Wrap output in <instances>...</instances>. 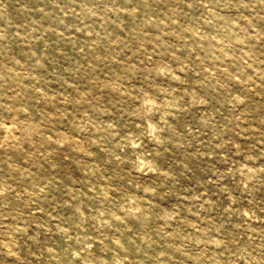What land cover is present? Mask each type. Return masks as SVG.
Listing matches in <instances>:
<instances>
[{"label":"rangeland","instance_id":"374dc122","mask_svg":"<svg viewBox=\"0 0 264 264\" xmlns=\"http://www.w3.org/2000/svg\"><path fill=\"white\" fill-rule=\"evenodd\" d=\"M0 264H264V0H0Z\"/></svg>","mask_w":264,"mask_h":264}]
</instances>
